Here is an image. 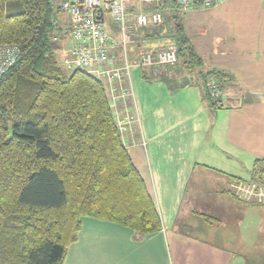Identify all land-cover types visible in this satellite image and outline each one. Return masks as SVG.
Returning a JSON list of instances; mask_svg holds the SVG:
<instances>
[{
    "label": "crops",
    "instance_id": "crops-1",
    "mask_svg": "<svg viewBox=\"0 0 264 264\" xmlns=\"http://www.w3.org/2000/svg\"><path fill=\"white\" fill-rule=\"evenodd\" d=\"M183 29L202 65H133L132 97L112 104L161 230L141 235L83 217L63 264H264V206L229 192L233 179L249 180L255 160L264 159V0L195 8ZM142 41L130 63L165 46L147 47L164 42L158 37ZM118 46L109 55L115 67L123 62ZM211 71L224 74L215 110L202 79Z\"/></svg>",
    "mask_w": 264,
    "mask_h": 264
},
{
    "label": "trees",
    "instance_id": "trees-1",
    "mask_svg": "<svg viewBox=\"0 0 264 264\" xmlns=\"http://www.w3.org/2000/svg\"><path fill=\"white\" fill-rule=\"evenodd\" d=\"M161 2L153 8L169 6L171 24L145 37L173 38L177 59L201 66L176 0ZM58 13L50 0H0V44L19 48L17 62L0 79V264H63L83 217L141 235L161 230L106 84L83 70L67 74L57 63ZM209 77L222 89L224 74L202 75L215 110ZM249 180L264 183V159L255 160Z\"/></svg>",
    "mask_w": 264,
    "mask_h": 264
},
{
    "label": "built area",
    "instance_id": "built-area-1",
    "mask_svg": "<svg viewBox=\"0 0 264 264\" xmlns=\"http://www.w3.org/2000/svg\"><path fill=\"white\" fill-rule=\"evenodd\" d=\"M58 10L55 23V37L57 41L62 36L68 37V50L61 58V66L68 70H83L101 79L107 88L111 104L117 98L122 99L132 94V90L119 87L120 82L127 76L133 66L127 54L123 52V64L114 67L110 63V50L120 45L126 49L131 42V32L137 27H146L148 24L161 25L163 16L158 9L152 6L161 0H50ZM223 0H176L177 10L181 14L190 12L195 8L211 9L220 5ZM153 8V9H152ZM60 13L66 15L65 26L59 23ZM110 27L111 33L108 31ZM114 34L119 35L115 42ZM61 36V37H62ZM19 56L16 45L0 44V79L15 65ZM177 62V50L174 46L158 49L155 54L144 52L134 65L139 67L173 66ZM208 95L217 106L222 102V89L216 81L209 77L206 81ZM119 91L115 95L116 91ZM121 125L120 122H117ZM250 184V183H249ZM246 180L232 184L236 196L245 198L252 195L259 203L264 204V187L259 189L257 195Z\"/></svg>",
    "mask_w": 264,
    "mask_h": 264
},
{
    "label": "rangeland",
    "instance_id": "rangeland-1",
    "mask_svg": "<svg viewBox=\"0 0 264 264\" xmlns=\"http://www.w3.org/2000/svg\"><path fill=\"white\" fill-rule=\"evenodd\" d=\"M166 1V0H165ZM10 6H12L11 8H14V5H9V7ZM152 7H154V6H152ZM169 7V6H168ZM168 7H166V8H162V9H160L159 11L161 12V14H162V16H163V23H162V25H153V24H148L146 27H143V28H141V27H137L136 29H135V31L134 32H131V42L130 43H128L127 44V46H126V48H127V51H126V49L124 50L123 49V47L122 46H118L116 49H118V52L121 54V51H122V55H123V52L124 53H127V56H128V61L129 62H131V56H132V54L133 53H131V49L132 48H134L136 51H137V54H139L140 53V50H141V48H142V46H143V41H142V39L145 37V35H147V34H151V32H153V31H158L159 29H163V31L164 30H166L165 28L166 27H168L170 24H171V12H170V10H169V8ZM9 9V8H8ZM15 9V8H14ZM153 9V8H152ZM8 11V10H7ZM186 15H187V13H185V14H182V22H184V20L186 19ZM205 18V17H204ZM58 19H59V23L62 25V26H65V21H66V15L65 14H63V13H60L59 14V16H58ZM198 25L199 26H203L204 25V23L203 22H199L198 23ZM108 31L111 33V29L110 28H108ZM163 34V33H162ZM60 37L58 38V42H57V48H56V59H57V63H58V65L63 69V71L65 72V73H67V74H69V72H70V70H68V69H66L65 67H63V66H61V63H60V60H61V58L64 56V54L67 52V50H68V44H69V40H68V37L67 36H62L61 34H58ZM62 36V37H61ZM113 36V39H114V41H116V42H118V40H119V35L118 34H114V35H112ZM158 39L159 40H163L164 42H160L159 44H157V42L156 43H153V44H148L147 45V47H149V49L151 50L153 47H156V46H161V45H165V46H163V48L164 47H167V46H173V44H175L174 43V39L173 38H171V37H167V38H165V37H158ZM167 44V45H166ZM162 48V47H161ZM115 49V50H116ZM114 50V51H115ZM143 53H141V55H142ZM140 55V56H141ZM140 56L138 57V59L140 58ZM137 59V60H138ZM178 60V62H177V64L179 65V66H182V65H184L185 63L182 61V60H180L179 61V59H177ZM121 64H123V62L121 61ZM131 64H135V62L134 63H131ZM176 64V63H175ZM177 64L176 65H173V66H168L167 68H169V69H173V67L175 68L176 66H177ZM135 66V65H134ZM115 67V66H114ZM164 68H166V67H164ZM130 72V71H129ZM128 72V74H127V76L126 77H124L123 79H122V81L120 82V85H119V87H121V88H123V89H129V90H132L131 89V86H130V73ZM117 93H119V91L117 90L116 92H115V95H117ZM132 95H133V92H132V94H129L128 96H126L125 98H123V100H125V103H126V99L127 98H131L132 97ZM119 99L117 98V100L116 101H118ZM112 105V104H111ZM126 105H128V104H126ZM113 107V106H112ZM118 122H120V124L123 122V121H120V120H118ZM133 122H134V120H133ZM240 181V180H239ZM247 182H248V184L250 185V186H247V188H249V189H251L252 191H253V193L254 194H256L257 195V193L259 192L258 190L259 189H261V188H263L264 187V183H258V182H254V181H250V180H247ZM236 183V182H235ZM233 185H231L230 186V193L237 199V200H240V201H242V202H244V203H247V204H255V205H257V206H264V204H262V203H259L257 200H256V198L254 197V196H250V195H248L247 197H246V199L245 198H239L238 197V195L236 196V194H235V190H234V188L232 187Z\"/></svg>",
    "mask_w": 264,
    "mask_h": 264
}]
</instances>
